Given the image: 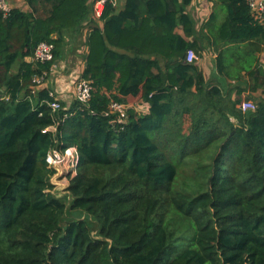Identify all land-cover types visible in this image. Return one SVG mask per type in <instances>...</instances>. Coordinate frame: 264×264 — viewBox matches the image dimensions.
<instances>
[{
    "label": "trees",
    "instance_id": "obj_1",
    "mask_svg": "<svg viewBox=\"0 0 264 264\" xmlns=\"http://www.w3.org/2000/svg\"><path fill=\"white\" fill-rule=\"evenodd\" d=\"M95 1L0 12V264H264V24L246 0H211L225 13L214 42L234 45L219 72L262 90L242 112L239 92L185 61L192 0H105L98 20ZM79 41L90 100L53 111L52 89L32 94V79ZM40 43L52 61L29 62ZM68 147L79 154L69 203L45 161Z\"/></svg>",
    "mask_w": 264,
    "mask_h": 264
},
{
    "label": "crops",
    "instance_id": "obj_2",
    "mask_svg": "<svg viewBox=\"0 0 264 264\" xmlns=\"http://www.w3.org/2000/svg\"><path fill=\"white\" fill-rule=\"evenodd\" d=\"M122 3L123 2H120L118 7H120ZM15 6H20L21 9L24 7L23 10L27 9L22 0H16V3L13 5V7ZM186 13L192 19L194 25V35L185 39L186 41L191 43L194 42L195 44V53L198 57V60L195 62V64L202 72L205 82L209 86H218L224 92L230 93L232 99L236 97L237 92L240 93L241 100L257 99L258 97L262 96L261 89L251 91L249 85H241L238 87L237 83L232 80V78L226 76L224 73H221L218 70L217 63L219 55L223 54V59L221 61L227 63L229 60L227 50L234 46L232 44L223 45L220 42L216 44L213 40L216 26L219 25L224 19L225 13L222 6L220 4L214 5V2L211 0H192V2L186 8ZM213 16L214 18L212 19ZM177 32L183 36L181 27L177 28ZM85 50V47H81V50L78 49L76 52L82 54L85 52ZM257 57H259L261 64L264 66V50L261 54H257ZM79 62L81 63V66L72 68V71L69 74L70 76L66 77L68 79H65L66 83L61 84L59 88L52 89L58 98L67 100L72 97L74 93L75 82L81 79L80 74L84 67V62L81 60V58L79 59ZM65 67V60L59 62V65H54L49 77L56 83L61 82V80H59V71L64 70ZM241 74L244 75V72ZM140 109L146 111L147 105L142 104Z\"/></svg>",
    "mask_w": 264,
    "mask_h": 264
},
{
    "label": "built area",
    "instance_id": "obj_3",
    "mask_svg": "<svg viewBox=\"0 0 264 264\" xmlns=\"http://www.w3.org/2000/svg\"><path fill=\"white\" fill-rule=\"evenodd\" d=\"M13 1V0H12ZM123 0H113L114 3ZM105 0H97L94 2V14L96 17L100 16ZM251 17L254 21L259 24H264V0H246ZM13 6L10 5L9 0H0V12L5 15ZM53 59V46L47 43H40L36 47L34 54L31 58L27 59L31 63H44L52 61ZM198 60L196 53L193 50H188L186 52L185 61L187 63H194ZM54 66L52 67V69ZM51 69V71H52ZM51 74V72H50ZM49 74V75H50ZM46 73L41 75H36L32 79V85L30 86V91L32 94H36L39 89L46 86L45 79ZM92 92V85L89 81L84 79H79L75 82L74 93L70 99L63 100L69 105L72 100H77L82 104H87L90 100ZM49 96L53 98V101L49 103V107L55 111L59 109L60 102L62 100L56 96L54 91L49 92ZM255 103L250 100H242L238 105V108L242 112L254 111ZM110 114H117L119 121L125 119L126 116V106L118 103H111L109 106ZM79 160V154L74 147H68L64 150L53 149L48 152L46 156V163L49 168L55 170V174L59 176L63 175L64 180L69 176L73 178L76 174V168ZM53 175V176H54Z\"/></svg>",
    "mask_w": 264,
    "mask_h": 264
},
{
    "label": "rangeland",
    "instance_id": "obj_4",
    "mask_svg": "<svg viewBox=\"0 0 264 264\" xmlns=\"http://www.w3.org/2000/svg\"><path fill=\"white\" fill-rule=\"evenodd\" d=\"M9 3H10L11 6H13L16 3V0H13V1L9 0ZM23 9H24V7H23ZM93 9H94V3L92 5V15H93L95 20H98V17L95 16ZM25 10H27V9H25ZM82 46H83L82 43L79 41L78 44H75V49H73V51H71L70 53H68L66 55V57L64 59L65 63H66V67L64 68V70L59 71V74H60L59 80H61V82H57L56 83L49 76H47L46 79H45L46 86H48L51 89H54V88H59V86L61 84L66 83L65 79H68L66 77L70 76L69 74L71 73L72 68H77L78 66H81V63L79 62V59L81 58V54L77 53L76 51L78 49L81 50ZM56 64L59 65V63H56ZM249 100L252 101L253 103H256V99H249ZM128 105L129 106H135L137 109H140V106L142 104L139 101H136V100H129L128 101ZM187 126H188V121L185 120L184 128H183L184 131L187 130ZM63 177H64L63 175L59 176L58 174H56V175H54L52 177L51 182L54 185V190L53 191L55 193H57L60 197H64L65 196L68 199V203H69L70 200L67 197L68 192H67L66 189L69 186L71 178L69 176H67V178L64 180Z\"/></svg>",
    "mask_w": 264,
    "mask_h": 264
}]
</instances>
